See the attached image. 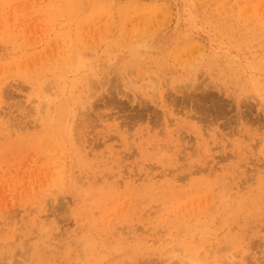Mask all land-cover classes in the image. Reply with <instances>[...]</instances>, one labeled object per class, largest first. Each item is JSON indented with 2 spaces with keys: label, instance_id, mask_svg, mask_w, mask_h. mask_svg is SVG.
Returning a JSON list of instances; mask_svg holds the SVG:
<instances>
[{
  "label": "rangeland",
  "instance_id": "rangeland-1",
  "mask_svg": "<svg viewBox=\"0 0 264 264\" xmlns=\"http://www.w3.org/2000/svg\"><path fill=\"white\" fill-rule=\"evenodd\" d=\"M0 264H264V0H0Z\"/></svg>",
  "mask_w": 264,
  "mask_h": 264
},
{
  "label": "bare ground",
  "instance_id": "bare-ground-1",
  "mask_svg": "<svg viewBox=\"0 0 264 264\" xmlns=\"http://www.w3.org/2000/svg\"><path fill=\"white\" fill-rule=\"evenodd\" d=\"M251 78V77H250ZM189 81H191V80H189ZM196 81V80H195ZM197 85V84H196ZM182 88H184V87H182ZM183 93V92H182ZM53 94V93H52ZM168 94V93H167ZM206 95V94H205ZM228 95V94H227ZM229 97V96H228ZM199 98V97H198ZM223 101V100H222ZM60 102V101H59ZM241 103V102H240ZM241 105V104H240ZM243 106V105H242ZM43 110V109H42ZM215 110H216V108H215ZM215 110H214V112H215ZM222 112V111H221ZM242 118V117H241ZM212 120V119H211ZM232 122V121H231ZM45 127V126H44ZM225 127V126H224ZM258 128V127H257ZM149 129V128H148ZM210 129V128H209ZM54 134V133H53ZM129 137V136H128ZM205 140V139H204ZM127 142V141H126ZM210 149V148H209ZM208 149V150H209ZM248 179V178H247ZM208 195V194H207ZM223 204H225V203H223ZM57 231V230H56Z\"/></svg>",
  "mask_w": 264,
  "mask_h": 264
}]
</instances>
